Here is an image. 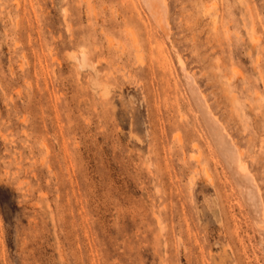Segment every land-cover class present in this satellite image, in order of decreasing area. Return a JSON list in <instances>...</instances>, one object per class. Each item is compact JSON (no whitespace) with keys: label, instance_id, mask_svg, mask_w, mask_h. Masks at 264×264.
<instances>
[{"label":"rangeland","instance_id":"374dc122","mask_svg":"<svg viewBox=\"0 0 264 264\" xmlns=\"http://www.w3.org/2000/svg\"><path fill=\"white\" fill-rule=\"evenodd\" d=\"M162 2L0 0V264H264V0Z\"/></svg>","mask_w":264,"mask_h":264},{"label":"bare ground","instance_id":"6f19581e","mask_svg":"<svg viewBox=\"0 0 264 264\" xmlns=\"http://www.w3.org/2000/svg\"><path fill=\"white\" fill-rule=\"evenodd\" d=\"M144 2L148 8L149 13L156 22V25L165 31L167 27V19H166L167 8L164 6L162 0H144ZM167 33H169V31H167ZM82 63L83 64L86 63L85 54H83ZM181 64H182V68L185 69L183 65L184 63L182 62ZM185 79L187 80V84H188L187 86L190 90L194 103H196L197 108L199 109L198 111H200V113L202 114L203 116L202 119L204 118L203 121L205 120L209 128L210 134L216 144V147L221 152L230 171L232 172L231 174L233 175L234 180L236 182L234 183L235 185L237 184L236 186H238V188H240L241 193L245 199V202L250 209V213L254 217L252 218L256 219L258 224L260 225V229L259 228L258 229L261 230L263 236L264 235V198L260 186L258 184V181L251 172L248 163L246 162L244 152L239 147V145L234 141L232 136L227 132L224 125L214 115L210 106L208 105L205 95L201 91L198 84L195 82V79L190 74H187V78Z\"/></svg>","mask_w":264,"mask_h":264}]
</instances>
